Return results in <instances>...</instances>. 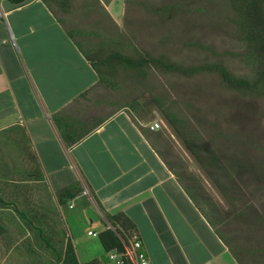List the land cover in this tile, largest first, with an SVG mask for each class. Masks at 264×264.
<instances>
[{"label": "crops", "instance_id": "crops-1", "mask_svg": "<svg viewBox=\"0 0 264 264\" xmlns=\"http://www.w3.org/2000/svg\"><path fill=\"white\" fill-rule=\"evenodd\" d=\"M166 1L77 0L63 13L41 0H0V214L6 200L25 195L56 205L58 191L79 183L89 196L68 210L125 214L150 264H237L179 184L157 131L122 110L104 114L97 89L77 100L98 77L68 33L83 52L130 54L128 40L154 31L162 39L170 18L155 10ZM58 114L83 122L78 135L94 128L66 148L52 121Z\"/></svg>", "mask_w": 264, "mask_h": 264}, {"label": "rangeland", "instance_id": "rangeland-1", "mask_svg": "<svg viewBox=\"0 0 264 264\" xmlns=\"http://www.w3.org/2000/svg\"><path fill=\"white\" fill-rule=\"evenodd\" d=\"M66 1L69 8H74L77 0ZM162 8L166 15L174 16L165 26L162 39L161 32H150L152 34L146 37L128 40L135 45L133 47L154 55H166L184 66L220 62L235 75H251L249 67L242 62V44L230 26L232 11L227 1L169 0ZM116 81L118 88H96L104 114L137 101L142 110L137 114L127 113L134 121H142L148 127L159 123L156 134L163 141L165 148L161 150L166 161L174 165L180 160L225 219H233L237 208L240 212L248 210V222L234 218L228 225L229 233H243V239L252 245H257L260 239L264 243V237L255 240L246 232L255 224H258L257 229H264V221L256 219L264 213V92L228 91L220 85L217 76L208 73L182 77L148 70L142 80L118 78ZM154 99L165 107L177 105L186 118L184 122L179 116L183 125H187L186 133H195L200 143L206 142L216 151L229 171L235 170L229 182L233 189L227 198L166 121ZM178 128L181 129L180 125ZM52 199L33 200L29 195H25L24 201L5 199L10 207L0 214V224L6 228L0 232V264H55V257L45 249L35 228L41 229L45 238L57 247L64 241L62 235L71 238V231L81 263L104 258L97 238L87 236V231L97 233L101 229V218L91 209L81 214L76 212L77 208L68 210L67 204L55 205ZM228 199H233V203ZM95 211L98 213L97 209ZM18 212L23 213L25 219H21Z\"/></svg>", "mask_w": 264, "mask_h": 264}, {"label": "trees", "instance_id": "trees-1", "mask_svg": "<svg viewBox=\"0 0 264 264\" xmlns=\"http://www.w3.org/2000/svg\"><path fill=\"white\" fill-rule=\"evenodd\" d=\"M12 6H20L25 3V0H7ZM47 6H55L63 13L69 9V3L66 0H41ZM228 2L232 11V19H230V26L234 29V33L238 42L242 44L243 55L242 62L247 65L251 71L250 76H238L233 74L226 66L220 62L210 63L205 61L203 64L194 66H184L178 62L171 60L163 54H152L148 51L134 49L130 54H105L100 51L83 52L81 47L75 42L74 35L68 33L70 39L75 46L82 52L83 56L90 62L93 67L98 80L97 83L88 91L81 94L79 99H84L89 92L96 88H118L116 79L125 78L129 81L142 80L147 75L148 70L156 71L159 74H174L182 77H191L201 73H208L215 75L218 78L220 85L228 90L237 92L239 94L259 93L264 92V0H225ZM155 14L165 15L163 9H156ZM172 13L169 18H172ZM195 46V45H193ZM206 48V47H204ZM102 50V48H99ZM158 109H160L170 126L175 130L177 135L182 139L186 148L198 160L206 171L208 177L218 188V190L227 198L232 185L229 184L231 177L236 173L233 169L229 171L226 165L223 164L220 156L216 151L206 142L200 143L195 133L187 131V125H183L182 121L186 118L179 111L177 105H170L165 107L164 104L159 103L157 99L153 100ZM119 110L137 114L142 110L141 105L134 101L127 103ZM178 113V115L176 114ZM179 116L181 117L179 118ZM106 119L97 122L100 126ZM54 127L56 128L64 146L69 148L81 140L84 136L91 132L93 125L87 126L89 131L82 134H76L78 127H84L82 123H70L65 121L60 114L52 117ZM181 129L178 128V124ZM88 125V124H87ZM167 162V161H166ZM169 167L178 179L179 184L184 192L191 200L195 208L206 219L208 224L213 229L215 235L222 241L228 252L237 264H264V243L262 239L257 245L248 243L242 236L243 233L233 234L229 233L228 225H231L235 219L240 222H248L250 218L248 210L239 211L237 208L233 219H225L221 214L219 208L207 195L202 188L199 181L191 174L187 173L186 167L180 160L174 165L167 162ZM175 166V168L173 167ZM83 192V188L79 183H74L56 193L57 204L62 207L73 200L76 196ZM230 198V197H229ZM235 197H233L234 199ZM231 199V198H230ZM233 199L231 201L233 203ZM236 200L237 197H236ZM233 206V205H232ZM235 207V206H234ZM102 212L105 221H102L104 229L98 234L97 240L105 255L110 251L117 253L124 252L125 241L124 234L128 231H134V224L125 214L109 215ZM21 219H25L24 215H20ZM257 220L264 221V213L259 215ZM257 225V226H255ZM244 230L249 232L250 237L258 240L259 237H264V229H257L258 224ZM110 226V228H107ZM39 240L44 244L45 249L50 251L55 257V264H109L107 257L103 259H92L85 263H80L76 254V249L72 243L71 238L66 239L62 235L64 241L61 245L51 244L49 239L45 238L44 232L35 228ZM1 231V230H0ZM65 232V231H63ZM66 235V234H65ZM127 264V263H126Z\"/></svg>", "mask_w": 264, "mask_h": 264}, {"label": "built area", "instance_id": "built-area-1", "mask_svg": "<svg viewBox=\"0 0 264 264\" xmlns=\"http://www.w3.org/2000/svg\"><path fill=\"white\" fill-rule=\"evenodd\" d=\"M0 16H2L1 10ZM159 126V123L155 122L148 128L150 131H157ZM82 193L85 196L89 195V192L84 187ZM68 207L69 209L73 208V200L69 202ZM101 218H103L102 215ZM107 228H110V226H107ZM126 234H124L125 241L122 240L124 244V252L117 253L116 251H110L107 253L106 257L109 264H150L139 235L134 231H128ZM88 235L95 238L98 236L97 233L91 231L88 232Z\"/></svg>", "mask_w": 264, "mask_h": 264}, {"label": "water", "instance_id": "water-1", "mask_svg": "<svg viewBox=\"0 0 264 264\" xmlns=\"http://www.w3.org/2000/svg\"><path fill=\"white\" fill-rule=\"evenodd\" d=\"M102 217H103V216H102ZM102 220L105 221L104 218H102Z\"/></svg>", "mask_w": 264, "mask_h": 264}]
</instances>
